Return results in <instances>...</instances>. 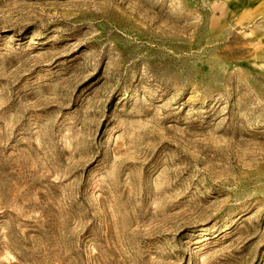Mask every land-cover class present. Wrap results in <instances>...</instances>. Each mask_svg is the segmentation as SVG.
Segmentation results:
<instances>
[{
	"label": "rangeland",
	"instance_id": "1",
	"mask_svg": "<svg viewBox=\"0 0 264 264\" xmlns=\"http://www.w3.org/2000/svg\"><path fill=\"white\" fill-rule=\"evenodd\" d=\"M239 2L0 0V264H264Z\"/></svg>",
	"mask_w": 264,
	"mask_h": 264
},
{
	"label": "crops",
	"instance_id": "2",
	"mask_svg": "<svg viewBox=\"0 0 264 264\" xmlns=\"http://www.w3.org/2000/svg\"><path fill=\"white\" fill-rule=\"evenodd\" d=\"M227 1L228 0H222V3H224L223 6L225 7V9L227 10V12L229 14H231L232 16H234L233 17L234 18V21H238L242 17H244V15L246 14L244 12H246V11H248V12L251 11L252 14H250V15L254 16L255 14H258V12H260V11L263 10V7H262L261 4H254L253 6L250 5L249 7H247L243 2H239V3L235 4V2L238 1V0H234V1L231 0L233 2H230V3L227 2ZM236 6L238 8L241 7L240 10H242V11L243 10H246V11H244L242 13L241 12L240 13H237L236 12L237 11ZM255 60L258 61L264 67V43H263V45L257 47L256 54H255Z\"/></svg>",
	"mask_w": 264,
	"mask_h": 264
}]
</instances>
